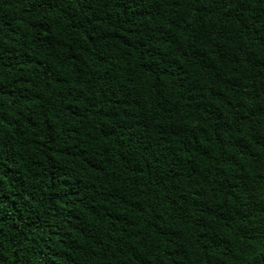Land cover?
Here are the masks:
<instances>
[{"label":"trees","instance_id":"16d2710c","mask_svg":"<svg viewBox=\"0 0 264 264\" xmlns=\"http://www.w3.org/2000/svg\"><path fill=\"white\" fill-rule=\"evenodd\" d=\"M0 264H264V0H0Z\"/></svg>","mask_w":264,"mask_h":264}]
</instances>
